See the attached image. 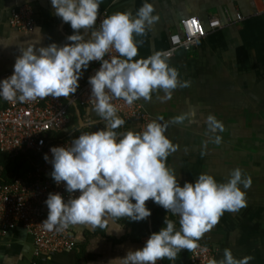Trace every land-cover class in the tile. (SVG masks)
<instances>
[{
  "label": "clouds",
  "instance_id": "9594fccd",
  "mask_svg": "<svg viewBox=\"0 0 264 264\" xmlns=\"http://www.w3.org/2000/svg\"><path fill=\"white\" fill-rule=\"evenodd\" d=\"M49 2L52 14L72 29L65 37L70 43L41 46L40 29L35 28L34 38L18 44L19 55L14 58L11 74L0 78V99L25 102L45 96L69 97L76 92L82 70L90 61H99L87 82L93 110L106 124L81 132L67 145L50 146V160L44 154L43 159L51 164V179L57 185L63 182L65 192L71 195L65 198L60 192H49L44 200L47 215L41 224L47 230L61 231L71 225L103 228L109 221L125 217L140 221L151 214L145 205L151 199L178 216L179 228L165 216L163 226L150 233L142 247L128 249L118 259L120 264L174 260L182 249L196 247L225 211L246 206V192L241 186L250 187L251 178L242 177L241 169L234 168L225 181L201 172L192 182L185 180L181 185L178 175L165 164L177 145L166 137L168 122L163 117L150 120L140 131L115 130L124 120L117 115L114 99L121 98L126 104L139 98L148 100L158 88L168 99L172 89L188 86V81L179 80L177 69L169 65V51L157 50L133 59L140 44L133 36L142 35L157 19L149 0H144L135 15L126 10L105 16L98 28L93 26L101 0ZM110 49L117 55L105 58ZM184 119V114L171 118L172 122ZM205 123L212 133L223 131V124L212 114L206 116ZM214 142H220L219 135ZM250 259L248 255L237 259L224 248L221 259L209 258L207 264H247Z\"/></svg>",
  "mask_w": 264,
  "mask_h": 264
},
{
  "label": "crops",
  "instance_id": "0c3cea01",
  "mask_svg": "<svg viewBox=\"0 0 264 264\" xmlns=\"http://www.w3.org/2000/svg\"><path fill=\"white\" fill-rule=\"evenodd\" d=\"M144 0H101L98 15L105 11H130L135 15ZM156 21L146 26L142 35L133 36L140 41L136 57L144 58L152 52L168 47V36L179 32L178 22L183 17H197L206 33L189 52L178 50L168 59L178 71V79L188 81L187 87L177 86L171 96L156 89L150 99L139 98L143 111L156 119L167 121L165 135L177 145L166 160V166L178 175L182 185L192 182L201 172L211 174L217 181L228 179L234 168H240L242 177L251 178L246 192V206L238 211H225L216 225L199 240L216 250L214 259H221L224 248L239 259L251 256L247 264H264V9L262 0H149ZM29 7L34 20L33 30L22 33L12 28L8 19L12 10ZM224 11L230 16L226 21ZM242 16L236 20L235 14ZM97 15V16H98ZM217 17L221 27L209 30L207 21ZM40 29L39 44L70 43L65 37L71 34L68 23L52 14L49 0H0V76L11 74L14 58L19 55L18 44L34 38L35 28ZM94 27V26H93ZM92 64L82 70L78 83L88 75ZM72 95V94H71ZM60 96L64 100L71 97ZM69 115L66 135L95 131L106 124L92 109ZM184 114L181 122L171 118ZM212 114L223 124V131L207 129L205 118ZM120 117V116H119ZM122 118V117H121ZM123 119V118H122ZM124 120L115 129L118 132L138 131L139 123ZM93 121L96 123L93 124ZM220 136L215 143L214 137ZM201 152L204 154L201 155ZM11 159V158H10ZM1 174V167H0ZM78 194V193H77ZM47 213V209H44ZM126 217L101 228L88 225H71L76 242L73 251L51 257L56 264H120L126 250L142 247L151 231L147 217V230L135 229ZM119 232L113 228L121 227ZM99 234H93L94 230ZM32 238L17 225L0 236V264H33Z\"/></svg>",
  "mask_w": 264,
  "mask_h": 264
},
{
  "label": "built area",
  "instance_id": "2783aa9c",
  "mask_svg": "<svg viewBox=\"0 0 264 264\" xmlns=\"http://www.w3.org/2000/svg\"><path fill=\"white\" fill-rule=\"evenodd\" d=\"M263 9H264V0ZM103 11L97 16V23L94 27H99V21L107 16ZM227 22L230 16L224 11ZM236 20H241L239 13L235 14ZM9 25L22 33H29L33 30L34 20L29 7H19L11 11ZM180 31L168 36V47L164 51H169L172 58L176 51H191L198 40L206 33L205 26L197 17H183L178 22ZM209 30L221 27V22L217 17H211L207 21ZM117 55L115 50L110 49L107 56ZM92 67L83 81L78 83L76 92L65 102L61 97L45 96L25 102H9L0 99V153L6 154L13 159L21 154H31L38 159L35 169L23 178L15 177L11 182L0 185V236H5L8 231L20 225L32 238L33 264H56L50 261L55 254L73 251L76 247L74 237L68 227L66 230H47L41 222L46 218L47 209L44 200L49 192H60L67 198L70 193H66L63 182L57 185L51 179L49 172L51 164L43 159L47 154L49 160L51 153L50 146H64L76 137L66 135L65 129L69 123L68 108L71 102L83 109H92L94 99L90 97V85L87 77L94 73L99 67V61H90ZM8 73L0 78L7 77ZM112 103L118 109L117 115L126 120H134L139 123V130L152 120L146 114L141 105L135 100L131 104H126L123 99L116 98ZM73 195H77L76 192ZM146 206L162 208L153 203L151 199L145 202ZM164 209V208H162ZM165 210V209H164ZM167 212V210H166ZM172 216L176 227L179 228L178 216L167 212ZM216 255L215 248L196 242V247L189 249L190 264H207L209 258ZM156 264H165L163 259Z\"/></svg>",
  "mask_w": 264,
  "mask_h": 264
},
{
  "label": "trees",
  "instance_id": "16d2710c",
  "mask_svg": "<svg viewBox=\"0 0 264 264\" xmlns=\"http://www.w3.org/2000/svg\"><path fill=\"white\" fill-rule=\"evenodd\" d=\"M65 102L66 100L63 99ZM80 114L82 113L83 108L77 106ZM75 114L73 106H69L68 115ZM37 157L31 154H21L13 159H10L6 154L0 153V185L6 184L12 181L15 177L23 178L25 175L35 169L38 165ZM150 209L151 214L149 215L151 220V231L149 234L157 231L160 227L163 226V219L167 216L168 219L172 220V216L162 208H154L151 206H146ZM130 225L134 226L135 229H139L141 226L143 229L147 230V218L140 221H131ZM93 234H99V230H94ZM189 249H182L177 253V256L174 260L163 259L165 264H190L189 262Z\"/></svg>",
  "mask_w": 264,
  "mask_h": 264
},
{
  "label": "water",
  "instance_id": "95a60500",
  "mask_svg": "<svg viewBox=\"0 0 264 264\" xmlns=\"http://www.w3.org/2000/svg\"><path fill=\"white\" fill-rule=\"evenodd\" d=\"M71 106H73L75 109H77V106L74 102H71Z\"/></svg>",
  "mask_w": 264,
  "mask_h": 264
}]
</instances>
